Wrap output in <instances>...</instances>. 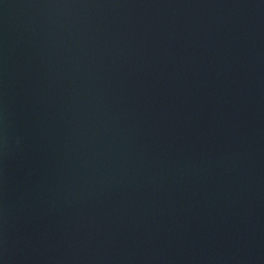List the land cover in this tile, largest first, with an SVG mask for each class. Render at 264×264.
<instances>
[{
	"label": "water",
	"instance_id": "1",
	"mask_svg": "<svg viewBox=\"0 0 264 264\" xmlns=\"http://www.w3.org/2000/svg\"><path fill=\"white\" fill-rule=\"evenodd\" d=\"M0 264H264V0H0Z\"/></svg>",
	"mask_w": 264,
	"mask_h": 264
}]
</instances>
